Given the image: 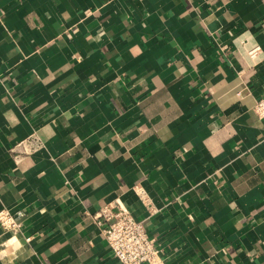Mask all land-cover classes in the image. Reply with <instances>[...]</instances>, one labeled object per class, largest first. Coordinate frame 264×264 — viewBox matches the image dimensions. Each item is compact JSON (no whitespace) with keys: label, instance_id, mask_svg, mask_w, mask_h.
<instances>
[{"label":"crops","instance_id":"0c3cea01","mask_svg":"<svg viewBox=\"0 0 264 264\" xmlns=\"http://www.w3.org/2000/svg\"><path fill=\"white\" fill-rule=\"evenodd\" d=\"M263 93L264 0H0V264H121L105 206L158 264H264Z\"/></svg>","mask_w":264,"mask_h":264},{"label":"built area","instance_id":"2783aa9c","mask_svg":"<svg viewBox=\"0 0 264 264\" xmlns=\"http://www.w3.org/2000/svg\"><path fill=\"white\" fill-rule=\"evenodd\" d=\"M254 110L264 121V93L254 105ZM43 140L32 132L12 146L15 159L20 160L30 156L43 147ZM140 199L152 211H155L152 201L146 197L141 188H135ZM21 211H11L8 208L0 210V225L6 231L17 232L20 228ZM97 223L113 254L121 264H158L161 250L150 237L146 218H140L127 208L115 211L105 206L96 215Z\"/></svg>","mask_w":264,"mask_h":264}]
</instances>
